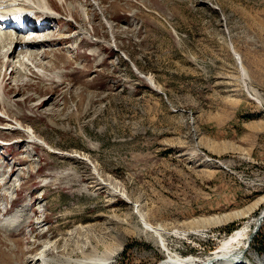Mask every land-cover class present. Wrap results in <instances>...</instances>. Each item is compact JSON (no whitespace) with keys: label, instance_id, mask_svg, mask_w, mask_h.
I'll return each instance as SVG.
<instances>
[{"label":"rangeland","instance_id":"374dc122","mask_svg":"<svg viewBox=\"0 0 264 264\" xmlns=\"http://www.w3.org/2000/svg\"><path fill=\"white\" fill-rule=\"evenodd\" d=\"M70 3H52L47 77L0 78V264L85 244L159 264L138 213L183 257L244 231L233 248L264 264V0Z\"/></svg>","mask_w":264,"mask_h":264},{"label":"bare ground","instance_id":"6f19581e","mask_svg":"<svg viewBox=\"0 0 264 264\" xmlns=\"http://www.w3.org/2000/svg\"><path fill=\"white\" fill-rule=\"evenodd\" d=\"M70 1L69 0H0V65L2 66L0 78L2 77L3 81L7 80L8 68L10 67H11L10 73L13 76L12 77L13 81L14 78L18 77L19 79L18 83L21 81H25L23 79L37 78L38 75H41L42 80L45 77H47L46 72L47 71L50 72L52 70L51 67L53 68L54 66L50 63L45 64V62H43V59L47 57L46 56L47 53L45 52L47 51L46 50L47 47H49V45H51L56 40L53 31L56 29L55 25L57 24V21L60 18L59 12H57L54 9L52 3L53 4L57 3L60 6L66 7L67 11L69 10L71 16L70 19H71L73 18L71 13L74 10V7L72 6L73 4L70 3ZM79 12H81L82 15L84 14L83 9H81ZM21 22H24L25 26L24 27L20 26L18 28L17 26L20 25ZM82 23L83 25L86 24L87 19L83 18ZM26 32H28V34ZM80 35L85 37L87 34L86 32L82 31ZM60 36H61L60 38L64 39L62 34H60ZM50 60H52V58ZM66 60L69 62L71 59L67 58ZM22 85H24V83L17 84V88H20ZM2 90H3V94L7 93L6 92L7 89L3 84H2ZM18 90L20 93L21 90L20 89ZM2 101L4 104L3 105L4 108L3 111H1V113H3L7 118L9 103H6L7 100L5 101L4 98H2ZM44 104L45 101L43 100L42 106ZM15 122L17 123L14 124L7 123L6 127L4 128L7 130L10 129H20L22 131L24 130L31 141L41 143L36 138L35 132L32 129L24 128L22 123L18 120H16ZM138 218L139 221L142 223L143 228L146 231L152 233L154 238L157 240L159 247L162 250H164V252L166 253L165 259L161 261L159 264H243L244 258L248 253V247L250 245L248 240L246 241V245L244 248L242 249L236 247L233 248L235 245L240 243L239 241L245 233L244 231H239L235 233L232 237L228 238L227 242L219 250L215 251L210 255H207L204 258L183 257L180 254L176 253V251L174 252L173 250L170 249L169 244L166 238L164 237L163 232L160 229L153 228L152 226L147 224L144 220V217L140 213H138ZM263 220H264V212L260 215V218L254 221V225L256 227L259 226V224ZM69 247L70 248L67 249L68 251L65 254V256H56L50 258L48 257V255L53 252L55 246L54 249L52 248V246H48V248L42 251V253L38 254L33 259V261L31 260V263L33 262L36 264L38 263L109 264L117 256L119 252V250H116L113 253H104L99 257L97 256L92 257L90 254H88L89 246L87 244H85L84 246L70 245ZM246 248L247 250L245 251ZM75 257H80V259L76 260Z\"/></svg>","mask_w":264,"mask_h":264},{"label":"trees","instance_id":"16d2710c","mask_svg":"<svg viewBox=\"0 0 264 264\" xmlns=\"http://www.w3.org/2000/svg\"><path fill=\"white\" fill-rule=\"evenodd\" d=\"M234 229H235V226L234 225L233 226H230L228 229H226V233H231ZM233 232H235V231H233Z\"/></svg>","mask_w":264,"mask_h":264}]
</instances>
